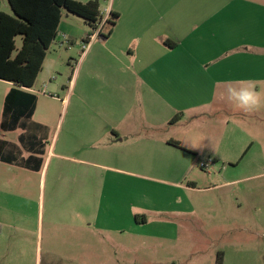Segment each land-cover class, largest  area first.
<instances>
[{"label":"rangeland","instance_id":"1","mask_svg":"<svg viewBox=\"0 0 264 264\" xmlns=\"http://www.w3.org/2000/svg\"><path fill=\"white\" fill-rule=\"evenodd\" d=\"M114 3L119 0H99L100 11ZM165 4L171 7L169 35L179 44L166 85L159 90L158 69L149 67L144 45L136 49L138 67L131 78L132 95H140L138 116L134 113L139 127L133 135L156 140L154 162L148 170L138 165L133 171L140 175L118 183L113 210H101L98 229L86 236L87 247L83 229L63 227L52 216V211L63 216L66 212L68 198L56 194L55 185L67 179L38 172L49 154V143L44 141L39 169L33 170L38 173L21 170V177H4L6 168L0 164V241L28 238L44 253L53 250L70 257L73 251L68 248L73 245L77 264H218L219 253H262L264 105L246 113L227 108L220 97L229 81L242 79L254 81L264 96V0H166ZM146 22L143 27L151 23ZM98 28L91 30L83 19L62 11L58 33L69 37L70 32L73 43L58 35L47 51L28 90L37 99L34 122L58 130L70 107L69 95H128L124 78L111 87L107 78L116 77L119 70L123 73L132 60L119 51L120 38L101 39L108 34V23L101 31ZM16 45L21 46L19 37ZM12 87L0 80V121L3 94ZM159 92L167 95L166 108L156 104L155 112L146 116L143 97ZM210 95L219 96L213 97V104L219 100L204 110L176 108L197 105ZM17 134L0 128V140L16 142ZM166 140L179 147L171 145L161 157L158 148ZM68 237H75L76 243H69Z\"/></svg>","mask_w":264,"mask_h":264},{"label":"crops","instance_id":"2","mask_svg":"<svg viewBox=\"0 0 264 264\" xmlns=\"http://www.w3.org/2000/svg\"><path fill=\"white\" fill-rule=\"evenodd\" d=\"M77 1L86 3L90 0ZM165 1L119 0L118 4L114 3L110 8H105L110 13L118 15L115 26L106 40H110L113 36L120 38L119 51L128 53L132 60L131 65L124 69L123 73H119V70L116 77L107 78V87L113 86L117 80L121 81L122 77L129 89L128 95H69L70 100L67 106L70 107L58 130L55 129L52 132L45 124L34 122L33 115L31 121L27 122L25 130L20 127L13 131H6L18 133L16 142L0 140L14 145L19 151V159H27L31 155L19 145L21 135L31 133L42 140L44 144L48 141L47 164L42 165V171L40 169L38 172L45 176L49 173V177H55V180L61 177L67 179L66 183L55 185V193L68 198L65 204L66 212L63 216L52 211V216L54 214L63 223V227L83 229L82 242L87 247L90 246V241L86 239V236H90L93 231L98 229L101 210L103 213L113 210L112 203L119 189L118 183L124 181L123 177L132 178L140 175L133 171L140 164L148 170L149 165L154 162L156 157L157 142L154 138L150 136L137 138L133 135L139 127L134 120V113L138 116L140 95H132L134 87L131 78L135 73V68L138 67V61L134 62L136 49L144 45L146 53H148L146 61H148L149 67L158 69L156 75L162 83L159 90L166 85L170 60L179 44L169 35L171 7H166ZM9 10L7 0H0V12L10 13ZM148 20L151 23L147 27H143ZM67 33L70 38L64 33H58L57 36L61 35L63 42L73 43L70 32ZM147 36L152 39L146 41ZM131 43L134 45L133 48L129 46ZM123 66L124 64H122ZM127 73L129 76H124ZM136 75L138 77V73ZM113 79L115 80L113 81ZM10 89L8 88L3 94V102ZM24 90L29 92V89ZM203 96L201 95V97ZM214 96L219 97L210 95L209 100H202L197 105L182 104L177 105L176 108L185 111L196 106V109L204 110L213 104ZM166 98L167 95H160V92L159 95L144 96L143 110L146 116H151L155 112L153 109L156 104L165 109ZM218 100L219 98L215 100V103ZM223 105H226L227 108L233 106L226 100L223 101ZM172 109L169 108L170 111ZM65 118L66 122H64ZM231 125L230 121L226 122L228 130ZM168 140L165 141L166 144L158 148L161 157L172 148ZM174 148L176 149V147ZM6 149H3L5 155ZM0 164L6 168L4 177H21L24 175L21 170L34 172L15 163L8 164L0 161ZM261 224L264 225V222ZM67 240L69 243H76L75 237H68ZM0 244L3 245V251L0 252V264H77L73 245L68 248L73 251L70 257L69 253H57L53 250L44 253L41 246L36 244L34 247L33 242L23 237H5L0 241ZM261 249L262 253L244 251L219 253L221 254L220 264H264V248ZM85 259L84 254L83 262Z\"/></svg>","mask_w":264,"mask_h":264},{"label":"trees","instance_id":"3","mask_svg":"<svg viewBox=\"0 0 264 264\" xmlns=\"http://www.w3.org/2000/svg\"><path fill=\"white\" fill-rule=\"evenodd\" d=\"M10 13L0 12V80L10 82L13 87L3 102L2 131L16 128L26 129L36 108V96L25 91L31 89L41 72L47 51L57 37L62 11L81 18L91 30H95L100 20L99 0L86 3L77 0H7ZM118 15L110 13L106 23L110 25L107 39L111 34ZM21 39L17 48L16 39ZM175 121H171L174 123ZM38 126V125H36ZM21 146L31 155L19 159L18 149L9 143L0 141V161L18 164L29 170H38L43 154L44 143L34 135H21ZM169 144L179 147L178 142ZM7 148L6 155L3 149ZM221 254L218 255V264Z\"/></svg>","mask_w":264,"mask_h":264},{"label":"clouds","instance_id":"4","mask_svg":"<svg viewBox=\"0 0 264 264\" xmlns=\"http://www.w3.org/2000/svg\"><path fill=\"white\" fill-rule=\"evenodd\" d=\"M229 86L221 93V99L242 112H252L264 105V96L256 90L252 80L229 81Z\"/></svg>","mask_w":264,"mask_h":264},{"label":"built area","instance_id":"5","mask_svg":"<svg viewBox=\"0 0 264 264\" xmlns=\"http://www.w3.org/2000/svg\"><path fill=\"white\" fill-rule=\"evenodd\" d=\"M100 16H101L100 17V23L97 26V28L99 27L97 31H101L103 25L106 24L107 20L109 19V16H110L109 10L108 9H104L103 11H100Z\"/></svg>","mask_w":264,"mask_h":264}]
</instances>
